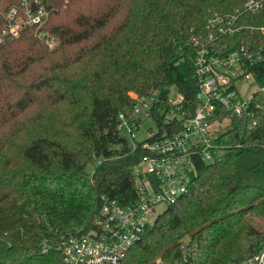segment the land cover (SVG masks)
I'll return each mask as SVG.
<instances>
[{
    "label": "trees",
    "instance_id": "1",
    "mask_svg": "<svg viewBox=\"0 0 264 264\" xmlns=\"http://www.w3.org/2000/svg\"><path fill=\"white\" fill-rule=\"evenodd\" d=\"M245 1L68 0L45 26L58 40L52 49L32 28L0 45V264H65L56 243L93 226L102 196L134 197L131 166L141 151L130 152L119 114L132 113V94H156L159 120L171 87L193 108L192 38L211 12ZM242 19L263 24L264 10ZM220 42L264 47V33L243 30ZM256 65L260 78L264 59ZM255 103L258 123L245 129L243 146L201 162L189 191L130 247L125 264L158 256L233 264L262 249L264 94Z\"/></svg>",
    "mask_w": 264,
    "mask_h": 264
},
{
    "label": "built area",
    "instance_id": "2",
    "mask_svg": "<svg viewBox=\"0 0 264 264\" xmlns=\"http://www.w3.org/2000/svg\"><path fill=\"white\" fill-rule=\"evenodd\" d=\"M60 5L67 6L68 0L56 4L53 0H0V45L32 28L50 48L55 47L58 40L45 26ZM263 10L264 0H246L229 12L215 10L205 31L193 36L198 82L193 108L176 87H171L167 102L160 105L158 120L154 115L160 102L157 95L132 94L136 104L130 115L119 114V129L129 131L130 152L141 151L139 161L131 166L135 195L126 202L102 196L93 226L56 243L65 264H125L130 247L144 237L165 209L189 191L198 165L221 160L243 146L245 129H253L258 123L256 109L260 104L255 103V97L264 94V71L258 78L251 67L258 69L264 47L242 43L233 48L220 40L243 30L264 33V23L249 25L242 19L245 14ZM245 119L249 120L245 125H236L237 120ZM146 121L155 128L144 127ZM139 131L146 132L144 138H138ZM159 206L165 209L159 211ZM152 264L182 263L157 258ZM233 264H264V245L259 252Z\"/></svg>",
    "mask_w": 264,
    "mask_h": 264
},
{
    "label": "rangeland",
    "instance_id": "3",
    "mask_svg": "<svg viewBox=\"0 0 264 264\" xmlns=\"http://www.w3.org/2000/svg\"><path fill=\"white\" fill-rule=\"evenodd\" d=\"M50 48V47H49ZM52 49V48H51ZM143 125H144V127H146V128H149V127H154L155 128V125L151 122V121H146V122H144L143 123ZM121 134L126 138V140L128 141V143L129 144H132V140H131V138H130V134H129V131L127 130V128L126 127H124L121 131ZM145 135H146V132H144V131H139L138 132V138H144L145 137ZM87 171L90 173V174H92L93 173V171H94V167H93V165H88V167H87ZM165 209V207L164 206H159L158 207V210L159 211H163ZM186 240H187V238H186ZM157 258H161V259H163L161 256H158V257H156L155 258V260L157 259ZM154 260V261H155Z\"/></svg>",
    "mask_w": 264,
    "mask_h": 264
}]
</instances>
